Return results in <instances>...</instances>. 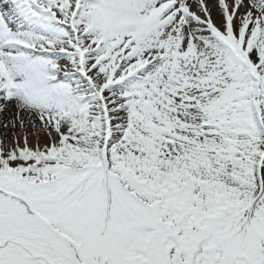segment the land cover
<instances>
[{"label": "snow or ice", "instance_id": "snow-or-ice-1", "mask_svg": "<svg viewBox=\"0 0 264 264\" xmlns=\"http://www.w3.org/2000/svg\"><path fill=\"white\" fill-rule=\"evenodd\" d=\"M0 264H264V0H0Z\"/></svg>", "mask_w": 264, "mask_h": 264}]
</instances>
